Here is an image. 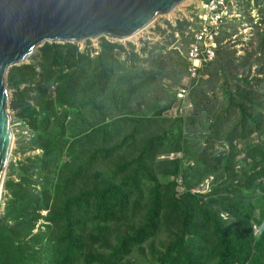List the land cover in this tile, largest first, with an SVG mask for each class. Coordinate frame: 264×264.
Instances as JSON below:
<instances>
[{"label":"rangeland","instance_id":"rangeland-1","mask_svg":"<svg viewBox=\"0 0 264 264\" xmlns=\"http://www.w3.org/2000/svg\"><path fill=\"white\" fill-rule=\"evenodd\" d=\"M192 1L178 6L173 14L160 16L138 38L122 41L99 38L79 43L47 41L24 62L9 68L5 82L13 142L0 195V264H19L13 255L6 253L3 242H30L40 232L45 242L51 240L58 223L51 219L50 213L75 194V200L83 196L73 210L78 216L87 217L86 229L93 230L102 224L103 212L97 210V199L81 193L100 182L119 185L121 179H113L108 168L114 160L106 159L105 152L111 149L118 157L120 151L114 147L125 140L130 146L123 148L121 155L126 159L143 153L151 140L155 142L148 149L151 153L143 159L147 171L141 172L138 187L134 182L123 187V190L140 189L130 198L133 203L142 204L136 214H146V202L140 192L148 193L159 181L168 193L166 203L172 195L182 198L188 190L199 194L204 205L214 197L219 198L211 209L225 231L243 240L251 235L256 239L261 236L264 0L250 1L252 13L247 21L232 20L233 24L228 25L232 33L226 44L219 47L215 64L204 66L197 80L190 77L191 67L185 59L199 33V24L192 20L190 12L199 16L207 12L198 8L203 0L190 4ZM185 9L190 17L179 12ZM95 78L99 90L93 83ZM92 87L99 98L96 101L99 111L88 99L93 94ZM182 88L187 93L179 98ZM112 101L116 108L106 106ZM242 107L247 114H243ZM125 112L133 113L125 128L111 126L105 133H94L88 128L100 122L101 116H107L104 124L108 125ZM122 135L128 139L122 140ZM103 142H108L107 146L96 154V146ZM93 158L97 165L91 164ZM178 159L185 165V172L180 177L162 175L160 167ZM105 160L107 165L102 166ZM99 170L101 175L95 179ZM49 193H59V201ZM134 220L137 225L143 221ZM202 220L195 217L188 227L183 223L177 227L188 229V242L194 254L210 250L215 263L218 256L210 243L211 235L201 227ZM176 230L161 227L154 238L159 249H164L163 243L169 242L170 233ZM102 239L117 245L114 237L96 233L89 244L99 248ZM244 241L246 250L251 248V242ZM151 242L144 245V251L143 245L137 247L136 264L155 263L158 255L149 246ZM135 243L138 241L130 245ZM110 251L105 243L104 253Z\"/></svg>","mask_w":264,"mask_h":264},{"label":"trees","instance_id":"trees-1","mask_svg":"<svg viewBox=\"0 0 264 264\" xmlns=\"http://www.w3.org/2000/svg\"><path fill=\"white\" fill-rule=\"evenodd\" d=\"M93 83L95 88L99 90L96 78ZM92 90L93 94L88 99L90 103L93 102L90 105L99 111L100 107L96 103L99 98L96 97V90L93 87ZM106 106L116 108L114 101ZM242 108L243 114H247V110L244 107ZM118 109L122 108L119 107ZM132 115L131 112H125L124 116L120 114L117 121L110 122L108 125L104 124L107 116H101L100 122L90 124L88 128L92 129L94 133H105V130L111 126L125 128L129 121L133 119ZM62 130L65 132L63 125ZM81 131L84 132L85 127ZM121 137L122 140L123 138L128 139L126 135ZM122 143L124 145L120 147ZM122 143L114 147L115 150L120 151L118 157L114 156L111 149L105 152L106 159L114 160V163H111L108 168L111 170L113 179H121L119 185L111 186V182L107 184L100 182L95 184L90 191L81 193L85 197L93 196L97 199V210L103 212L101 216L102 224L96 225L93 230L86 229L85 219L87 217L84 215L78 216L77 212L73 210L75 203H80L83 196L75 200L77 195L75 194L73 197H68L61 206L53 208L50 213V216L52 215L51 219L58 223L51 240L45 242L40 232L38 237L30 242L27 240H16V243L6 241L3 242L6 253L13 255L19 264H136L138 261L137 247L140 244L143 245L141 250L144 251V245L152 240L149 246L151 245L153 252L158 255L154 264H238L239 262L240 264H246V262H249V264H263L264 223H262L263 232L259 238L256 239L252 235L249 238L244 237V240L251 242V248L246 250L245 241L225 231L221 225V220L212 213L211 208H214V202L216 204L219 202V198L214 197L211 203L204 205L203 200L198 198L199 194L188 190L182 198H176L172 195L171 201L166 203L168 193L163 190L164 186H161V183L157 181L148 189V193L144 190L140 192L146 202V214H136L137 209L142 208V204L139 202L133 203L130 198L132 194L140 189L123 190V187H130L133 184L132 182H134L135 187H138L141 172L147 171L143 159L147 153H151V150L148 149L153 148L155 142L151 140L143 153L135 154L128 159L121 155V152L123 148L126 149L130 145L126 140ZM107 144L108 142H103L100 146H96V154H101L102 151L99 149L104 145L107 146ZM91 164L97 165L95 158L91 159ZM101 165H107V160L102 162ZM160 168L162 175L166 177H180L185 172V165L180 159L167 162ZM100 175L99 170L95 173V179H98ZM49 195H54L55 201H59V193H49ZM172 214L175 216L167 220L166 218ZM195 217L204 218L201 227L207 231L208 235H211L210 243L218 256L215 263H213V260L216 258L210 250H204L201 254H194L190 250L191 245L188 242V229L181 230L177 227L178 223H183L188 227L195 220ZM134 218L143 219V221L137 225L135 220L133 221ZM161 227H166V231L170 227H176L177 229L175 232L170 233L171 240L163 243L164 249H159L154 241ZM94 233L101 237L106 236V234L108 237H114L117 245H112L107 239L103 242L102 239V246L93 248L89 243L93 239ZM244 234L243 232L242 235L245 236ZM134 241H138V243L131 246L130 244ZM105 243L107 248L111 250L108 253H104ZM207 251L209 255H203ZM139 264H142L141 261H139Z\"/></svg>","mask_w":264,"mask_h":264},{"label":"water","instance_id":"water-1","mask_svg":"<svg viewBox=\"0 0 264 264\" xmlns=\"http://www.w3.org/2000/svg\"><path fill=\"white\" fill-rule=\"evenodd\" d=\"M188 0H0V195L11 137L6 74L47 41L133 38Z\"/></svg>","mask_w":264,"mask_h":264},{"label":"built area","instance_id":"built-area-1","mask_svg":"<svg viewBox=\"0 0 264 264\" xmlns=\"http://www.w3.org/2000/svg\"><path fill=\"white\" fill-rule=\"evenodd\" d=\"M250 1L240 0L241 6L236 0H203L198 8H204L207 14L199 16L190 12L192 20L199 24V33L191 46V53L185 56L189 68L191 67L192 80L199 79L200 70L216 61L219 47L226 44L228 35L232 33L228 28L229 24H233L232 20L243 23L250 17L252 13V2ZM199 47H203L204 50H199ZM186 93L187 90L182 88L178 97L182 98V95L185 96Z\"/></svg>","mask_w":264,"mask_h":264},{"label":"bare ground","instance_id":"bare-ground-1","mask_svg":"<svg viewBox=\"0 0 264 264\" xmlns=\"http://www.w3.org/2000/svg\"><path fill=\"white\" fill-rule=\"evenodd\" d=\"M237 2H238V4L239 5H241L242 6V3L240 2V0H236ZM202 3V2H201ZM190 4H195L194 3V0L190 3ZM187 7V6H186ZM177 8H179V7H177ZM176 8V9H177ZM174 11V10H173ZM179 12H182V14L183 15H185L186 17H190V13L185 9V10H183V11H179ZM171 14H173V12L171 13ZM160 18V17H159ZM158 18V19H159ZM156 20L157 22L159 21V20ZM156 21H154L153 23H151L150 25L152 26ZM156 22V23H157ZM150 25H148L147 26V28L144 30V31H146V30H150V28H148V27H150ZM144 31H142V32H140L139 34H137V35H135L132 39H135V38H138L140 35H141V33H143ZM131 39V38H130ZM125 40H127V39H125ZM10 128V127H9ZM11 131V130H10ZM13 142V135H12V133H11V137L9 138V140H8V143H7V156H9V153H10V150H11V143Z\"/></svg>","mask_w":264,"mask_h":264},{"label":"clouds","instance_id":"clouds-1","mask_svg":"<svg viewBox=\"0 0 264 264\" xmlns=\"http://www.w3.org/2000/svg\"><path fill=\"white\" fill-rule=\"evenodd\" d=\"M185 59H186V58H185ZM186 60H187V59H186ZM215 62H216V61H215ZM215 62H214V63H212L211 65H209L208 67H211L212 65H214V64H215ZM187 63H188V61H187ZM188 65H189V63H188ZM204 70H205V69H204ZM204 70H202V71H204ZM202 71H201V74L203 73ZM196 80H197V79H196Z\"/></svg>","mask_w":264,"mask_h":264}]
</instances>
